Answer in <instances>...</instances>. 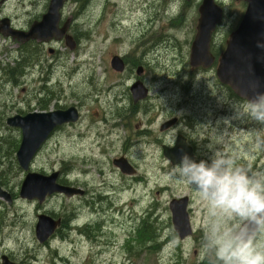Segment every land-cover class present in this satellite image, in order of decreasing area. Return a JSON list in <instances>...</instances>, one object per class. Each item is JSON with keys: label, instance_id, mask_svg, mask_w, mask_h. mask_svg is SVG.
Returning <instances> with one entry per match:
<instances>
[{"label": "rangeland", "instance_id": "1", "mask_svg": "<svg viewBox=\"0 0 264 264\" xmlns=\"http://www.w3.org/2000/svg\"><path fill=\"white\" fill-rule=\"evenodd\" d=\"M31 1L34 2L32 6L29 5ZM48 2L22 0L10 3L8 13L18 24H23L31 15L43 13ZM201 2L67 0L61 15L63 20L70 18L72 21L71 34L76 36L77 48L72 51L62 41L45 46L38 61L41 65H36L33 75L27 73L23 77H16L18 84H9L5 87L7 91L0 93V137L9 140L10 136V142L20 137L16 128L6 125V118L14 115L12 104L15 107L20 95L31 105L37 104L38 92L25 96L31 93L32 88L41 91L45 86L51 91H45L51 93V99L40 101L46 110L49 106L55 109L71 104L82 106L83 125L79 121L76 126L55 133L49 146L38 154L32 166L45 170L53 166L62 170L64 176L66 172L71 174L73 180L85 176L81 182L86 190L95 188L101 192L98 215L112 211L115 206L119 209L117 213L120 210L125 214L129 212L134 225L133 222L142 219L149 209L155 211L157 224H153L150 230L156 234L152 243L156 242L157 246L148 251L144 248L132 252L122 250L117 243L123 244L124 235L117 233L116 229L109 231L107 226L103 228L104 235L101 237L104 245L97 247L86 242L77 235L75 228L88 219L90 204L60 195L50 200L45 208L66 218L67 228L61 233L63 238H56L46 247L45 244L40 245L34 235L38 204L18 201L11 211L1 213L2 227L6 224L9 227L4 229V234H0V254L10 252L16 261L23 264H219L214 253L205 250L209 218L207 207L192 187L168 177L172 166L156 143L160 140L161 144L173 145V139L175 141L179 132L188 133L202 153L199 161L210 163L214 153L220 150L236 157L239 163L250 165L253 171H264V124L246 115H238L240 106L246 102L228 92L225 84L217 79L216 60L210 67L190 65L189 53ZM214 2L225 15L212 38L211 52L218 59L226 48L229 35L242 20L245 2ZM47 47L54 50V57L47 55ZM115 56L123 62L124 70L121 72L111 68L110 63ZM138 67H142V75L136 74ZM49 69L52 70L50 75L46 72ZM45 79L48 81L45 82ZM137 81L147 89L146 98L135 102L139 114H135L133 109L129 110L132 102L129 88ZM40 96L43 98V93ZM181 101H185L191 111L194 109L196 115L191 118L184 116L183 124L167 136L160 133L159 128L165 117L178 115ZM23 106L27 109V103ZM108 115L114 116L111 124L117 123L104 127L115 130L107 131L105 140L108 142H105V146L110 148L115 141V145H120L124 138L132 135V153H127L128 157H132L135 165L132 167L136 168L135 175L138 177L132 179V196L127 198L123 193L128 179L120 177L113 167V160L119 158V148L113 152L104 150L103 154L95 149L86 150L85 144L89 143L91 135H87V138L82 135L90 124L98 123ZM155 115L149 123L148 118ZM119 116L127 118V129H124L126 126L122 121L117 120ZM141 125L143 129L151 131L147 139L135 137ZM129 130H132V134ZM215 136H222L223 142L215 143ZM110 140H113L112 145ZM2 144L4 146L0 151H3L5 164L17 165L15 151L9 144ZM214 146H217L216 151L213 150ZM18 171L16 168V173ZM111 185L115 189L114 195L120 197L115 203L104 199L111 196V193L108 194ZM180 197L188 198V214L193 230L192 238L185 242L173 234L168 209L169 202ZM118 218L123 220V216ZM11 222L15 225L11 226ZM122 223H127V220ZM12 229L14 233L5 234ZM166 236H169L167 242L161 243ZM14 252H18V255Z\"/></svg>", "mask_w": 264, "mask_h": 264}, {"label": "flooded vegetation", "instance_id": "2", "mask_svg": "<svg viewBox=\"0 0 264 264\" xmlns=\"http://www.w3.org/2000/svg\"><path fill=\"white\" fill-rule=\"evenodd\" d=\"M18 1H22V0H0V93L6 92L7 90H5V87H7L9 84L12 86H14V84H16V83L18 84V82L15 80L16 77H23L27 73H31V76L33 75V73L35 72L36 65H38V66L41 65L38 61L40 59L41 50L43 51L45 46L54 44L53 43L54 41H62L65 43L64 37H62L59 40L52 38V39L47 40V41L40 40L38 38L27 39L25 37V34L29 31V29L31 28V25L34 22L41 20L42 15L47 11L50 0L48 2L47 6H45V11L43 13L41 12L39 15H31L27 19V21L24 22L23 24H18L16 22V19L13 18V16H10L8 13L9 4L10 3L13 4V3L18 2ZM236 1H240V0H236ZM244 2H245V0H244ZM33 3L34 2L31 1V2H29V5L32 6ZM23 7H25V5H23ZM244 7L246 10V8H247L246 2H245ZM245 10L243 12V15L245 13ZM223 15H224V13H223ZM224 17H225V15H224ZM198 19H199V17H198ZM197 25H198V20H197ZM197 25H196V28H197ZM64 26H66V32H65L64 36L68 35L73 39V41L76 45V47H75V49H76L78 46V44L76 42L77 41L76 36L71 34L73 31L72 21L70 18L63 20L62 15H61V10H60V20L58 22V28L62 29ZM215 30H216V28H215ZM215 30L211 34L209 50H210V54L214 58V62L216 60L217 65H218V60H219V57L222 53L219 55V57L217 59V57L211 52L212 51L211 50L212 45H213L212 38H213V34H214ZM19 32H20V34H19ZM196 33H197V29H196ZM196 33H195V35H196ZM11 34H13V35H11ZM193 40H194V38H193ZM193 40H192V42H193ZM192 42H191V44H192ZM47 49H48L47 55H51L54 57L55 56L54 50L51 49L50 47H47ZM190 52H191V48H190ZM189 58H190V53H189ZM36 63H38V64H36ZM216 69H217V66H216ZM39 72H41V71L39 70ZM46 72H48V75H50L52 70L49 69ZM215 74H216V71H215ZM47 81L48 80L45 79V82H47ZM225 86L228 88V92L232 93L235 97L240 98L244 102L247 101V100L239 97L229 85L225 84ZM44 87L41 89V91H38V89L32 88L31 93H28L26 95H25V90L23 89L22 90L23 96L24 95L30 96V95H32V93L38 92L37 102H36L37 104L31 105L29 103V101H25V97H21V95H20L18 97V101L15 104V107H14V104H12L14 115L25 116V115L33 113V112L64 111V110H67L69 108H75L76 114L78 115L77 121L65 123L63 125H59V126L55 127L54 130H52L51 133L49 134L48 138L44 141V143L38 149V151L36 153V157L33 159V161H31L27 171H23L18 165H15V164H11V165L5 164L4 154H2L3 151H0V190L2 192L7 193L10 196V198H9L10 202L7 199H5V197H0V216H1L2 211H4V210H10L11 211L13 209V206L15 205V203H17L18 201H22V202L27 201V202H31V203H37L38 207L36 206L37 211L35 214L34 235H35V226L37 224L39 216L44 215V216L52 218L54 221H56V220L60 221V225L55 229V231L51 234V236L44 243H39V244L40 245L45 244L44 247H46L50 244L51 241L56 240V238H58V237L63 238L61 233H62V231H64L67 228L66 218L63 217L60 213H57V212L54 213L53 211L45 208L46 204L50 200H52L53 198L60 196L62 194L57 195L58 193H52L51 195H47L41 203L38 200H28V199H23L20 197V189H21V186L24 182V178L27 175V173L33 172V173H37L39 175H42L44 177H49V176L53 175L54 173H58V176L55 179L56 184H58L60 186L80 187L84 190V193L82 196H75V197L69 198L70 200L76 198V199L82 200L86 204H90V206H89L90 208H89V212H88V219L92 218V220L87 222V220H88L87 219L82 226H78L75 228V232L77 233L78 236H80L81 238H84L86 240V242L93 244L94 246L100 247V246L105 244V243H102L101 237L104 235L103 228L105 226H107V229L109 231L112 229H116L117 233L120 232V234L124 235L125 240H124L122 245H119L117 243L118 248H123V250H126L128 247L127 243H126V239L129 238V240H131L129 250H128L129 252H131L132 251V237L135 236L137 231H144L143 232L144 238L140 236L138 242L133 243L134 247H138L137 249H134V250L142 251V248H144L146 251L150 250L152 248V243L149 239H148V241H146L147 240V237H146L147 232H145V231H148L149 228H151L153 224H157V223H155V220H157L156 216H154L155 211H152L151 209H149V211L147 213H144V217L142 219H136L133 222L134 225H132V215L129 212L125 214L121 210L119 211V213H117L119 209L115 208V206L112 207V211H110V210L105 211L101 215H98L99 201L102 200L100 198L101 192L95 188H92L91 190L88 188L86 190V188H85L86 186L81 182V180H83L85 178V176H81L82 178L79 176V180H73L72 179L73 176L71 174L66 172V175L64 176L62 170H60V169L57 170L53 166L49 167L50 168L49 170H45L44 168L42 169L40 167L34 168L32 166V164L34 162H36V159L38 158V154L42 153V151L45 150L47 148V146H49V142L52 140L55 133L61 131V129L66 130V128H71L73 126H76V124L79 121H80V124L83 125L82 124V119H83L82 106H78L77 104H71L70 106H68L66 108H60L59 107L57 109H55L54 107L50 108V106H49L48 110H46L44 108V107H46L44 104L40 105L41 100H47V99L52 98V95L50 93L51 91L48 88H44ZM46 89L50 92L45 93ZM129 92L131 93L130 88H129ZM41 93H43V95H44L43 98H40ZM130 95L132 96V93ZM33 97L36 98L35 94ZM131 100H132V98H131ZM132 102L134 105L132 104ZM132 102H130L129 110L133 109L135 114H139L140 110H138V107L136 109V106H135L136 103L133 100H132ZM25 103H27V109L23 106ZM20 106H21V109H19ZM16 108H17V111H14ZM189 108L190 107L186 105L185 101H181L180 106L178 107V109H179L178 115H172L169 117H165L166 119L164 120L163 124L160 126L159 132L160 133H166L165 135L167 136V134H170L175 129H177L180 126V124L181 125L183 124L184 116H188L189 118L194 117V115H196L195 110L193 109L191 111ZM6 115H8V112ZM155 117H156V115L154 117H149L148 122L151 123ZM110 120H114V116L110 117V115H108L107 118H102V120H100L98 123L90 124L85 130L86 133L83 130H81V131H83L82 135H84L85 138H87L86 137L87 135H91V138L88 139L89 143L85 144L86 150L95 149L96 151L103 154L102 152L104 150H108L110 152H113L117 147L119 148L120 151L117 154V157H119V158H117V159L122 158L128 162V164L130 165L131 174L122 173L117 169V167H115V166H113V167L119 173L120 177L128 179L127 185H126V187L124 189V193H123L125 195V197L127 198V197H129V195L132 196V179L136 180L138 177L137 175H135L137 173L136 168H134L136 173H134L132 175V166L134 167L135 165L132 163V157H128V153H127V152L132 153V135H130L128 138H124V140L120 143V145L119 144L115 145L116 141L114 142V145H112L113 140H110V143H111L110 145H112V146L110 148L105 146V144H106L105 142H108V140H105V138L107 137V131L109 133L115 132V130L113 128H110L108 130L104 129V127L107 124H111ZM117 120L120 122L122 121V123L126 126V128H124V125H123L124 129L128 128V124L126 122L127 118H123V116L122 117L119 116L117 118ZM115 123H117V122H115ZM115 123L111 124V125L114 126ZM144 124H145V122H143V125ZM164 124H168L167 125L168 127H167V129L162 130L161 127ZM200 128L202 129V126ZM129 131L132 134V130H129ZM150 132H151L150 129L149 130L147 128L143 129L142 125H141V128L135 133V137H136V139L139 137L147 139V136L149 135ZM18 133H19V137L21 138V131L19 129H18ZM78 135H79V133L77 134V136ZM178 137H182L184 139L185 146L187 147L189 153H191V156L193 158L192 160H194L196 162L199 161L198 157L202 153L198 150V147L196 146L195 141L189 137V134L179 132L177 134V137L175 138V143H176ZM2 138H4V137H2ZM154 139H155V137H154ZM2 143H4V141H0V149H1V146H4ZM156 143H157V146L158 145L160 146L162 153H163V147L164 146L173 147L175 145V143H174V145H172V144L164 145V144H161L160 140H157ZM216 148H217V146H214L213 150L216 151ZM15 160H16V158H15ZM114 160H116V159H114ZM16 168H18V170H19L18 173H16ZM111 186L109 187L110 190L108 191L109 192L108 194L111 193L110 194L111 196H107L109 198H104V199L109 201V202H110V200H112L115 203V201L117 199H119L120 197L117 195H114L115 189L113 188V186L112 187ZM131 200H132V197H131ZM188 207H189V205H188ZM115 215H116V217H115ZM120 216H123L122 221L118 218ZM127 216H128V219H127ZM71 219H72V217L69 218L70 221H71ZM0 220H2V217H0ZM126 220H127V223L123 224L122 222H125ZM10 225L14 226L15 223L11 222ZM6 227H9V226L6 224V226L2 227V222L0 221V234L1 233L4 234V229ZM94 232H96L97 235H94ZM12 233H14V229L8 231L5 234L9 235ZM192 235H193V233H192ZM191 236L184 239V240H180V239L179 240L181 242H185L186 240L191 239L192 238ZM143 241H146L145 245L141 244V242H143ZM14 254L17 256L18 252H14ZM3 258H6L8 261H10L11 263H14V264H17V262H18L15 260L16 257L11 255L10 252H3L0 254V264L3 263ZM18 264H23V263H22V261H20V262H18Z\"/></svg>", "mask_w": 264, "mask_h": 264}, {"label": "water", "instance_id": "3", "mask_svg": "<svg viewBox=\"0 0 264 264\" xmlns=\"http://www.w3.org/2000/svg\"><path fill=\"white\" fill-rule=\"evenodd\" d=\"M65 1L50 0L46 13L42 15L40 21L31 25L25 37L45 41L52 38L59 40L64 37L65 45L70 50H74L76 45L73 39L68 35L64 36L66 26L62 29L58 28L60 9ZM245 1L246 11L240 24L226 41V49L218 60L216 77L221 83L229 85L239 97L248 101L253 99L257 93H264V47H258V44L264 45V0ZM198 13L197 33L191 44L189 62L192 67H210L214 62L209 50L211 34L221 23L222 9L214 3V0H202ZM110 64L115 71L124 70L123 62L117 56L112 58ZM142 72V67H138L136 74L142 75ZM130 91L134 102L145 99L147 96V89L140 81L135 82ZM77 116L75 108H69L64 111L33 112L25 116L14 115L7 118L8 127L21 131L20 144L15 154L19 167L27 171L31 160L51 131L59 125L77 121ZM167 125L164 124L161 129H167ZM185 154L193 159L182 137L177 138L173 148L163 147L164 157L169 159L173 165L179 163ZM113 164L122 173L131 174L130 165L125 159H116ZM132 174H134V169H132ZM57 176L58 173L49 177L33 172L27 173L20 189V197L38 200L41 203L47 195L52 193L63 194L66 197L83 194L79 188L56 184ZM0 197H5L10 202V196L1 190ZM187 202L188 199L185 197L173 199L169 204L172 224L180 239L192 234L186 211ZM59 225V220L54 221L50 217L39 216L35 226V236L38 242L44 243ZM2 264L14 263L3 258Z\"/></svg>", "mask_w": 264, "mask_h": 264}, {"label": "clouds", "instance_id": "4", "mask_svg": "<svg viewBox=\"0 0 264 264\" xmlns=\"http://www.w3.org/2000/svg\"><path fill=\"white\" fill-rule=\"evenodd\" d=\"M238 115L264 124V93L240 106ZM213 141L222 143L223 137ZM168 177L192 187L207 207L205 250L219 264H264V239H257L264 237V171L218 150L210 163L183 155Z\"/></svg>", "mask_w": 264, "mask_h": 264}, {"label": "trees", "instance_id": "5", "mask_svg": "<svg viewBox=\"0 0 264 264\" xmlns=\"http://www.w3.org/2000/svg\"><path fill=\"white\" fill-rule=\"evenodd\" d=\"M0 141H4V143H5L6 145L9 144L10 148H11L12 150H14L15 152H16L18 146H19V140H17V139L12 140V142H10V136H9V140L6 139V138H2V137H0ZM143 232H144V231H137L136 234H135V236L132 237V250L138 248V247H134V246H133V243L138 242L140 236L143 237ZM145 232H147V236H146V237H147V240H146V241H148V239H149L151 242L155 240V237H156L155 232H152V231L150 230V228H149L148 231H145ZM94 235H97L96 232H94ZM143 238H144V237H143ZM146 241L141 242V244L145 245V244H146ZM130 242H131V240H129V238H127V239H126V243H127V246H128V247H127L126 251L129 250ZM154 246H155V244H152V247H154ZM120 249L123 250V248H120ZM128 252H129V251H128ZM131 252H132V251H131Z\"/></svg>", "mask_w": 264, "mask_h": 264}]
</instances>
